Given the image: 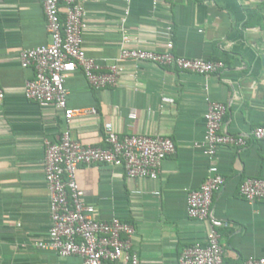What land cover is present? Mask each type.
<instances>
[{"label": "crops", "instance_id": "crops-1", "mask_svg": "<svg viewBox=\"0 0 264 264\" xmlns=\"http://www.w3.org/2000/svg\"><path fill=\"white\" fill-rule=\"evenodd\" d=\"M81 2L84 52L105 71L118 58L123 29L143 48L225 68L201 76L125 61L117 86L102 90L92 89L78 70L66 83L67 106L86 113L67 123L62 111L24 98L34 72L21 66L19 54L49 42L41 5L0 0V264H82L79 256L34 247L47 240L51 227L45 142H56L68 129L72 139L104 147L106 124L120 137L169 138L176 152L164 160L157 180H131L107 166L80 167L76 183L95 208L93 218L132 225L131 249L139 264H178L184 249L206 244L208 223L187 217L186 200L207 176L208 161L193 145L203 142L208 102L227 107L222 131L248 142L242 150L224 147L217 154L225 186L213 196L211 210L228 224L221 230L224 264L264 258V201L249 204L238 193L245 179H264V147L250 138L254 128L264 127V0Z\"/></svg>", "mask_w": 264, "mask_h": 264}, {"label": "built area", "instance_id": "built-area-1", "mask_svg": "<svg viewBox=\"0 0 264 264\" xmlns=\"http://www.w3.org/2000/svg\"><path fill=\"white\" fill-rule=\"evenodd\" d=\"M42 7L49 42L27 49L19 54L23 68H31L34 77L24 84V98L41 108L52 106L62 111L69 123L85 110L67 106L66 83L80 70L94 90L114 88L125 72L120 63L125 61L149 62L180 73L208 76L222 71V62L205 59H187L170 51L156 52L143 48L140 42L129 37L123 29L119 55L115 62L103 70L94 59L86 56L83 48L84 10L81 0H36ZM5 98L0 84V105ZM163 103L173 99L162 97ZM227 107L208 102L204 115V136L201 148L208 161L207 176L198 190L189 192L186 215L190 220L208 223L206 244H194L184 249L178 264H224L221 230L228 226L217 219L211 210L213 196L225 186V179L217 165L221 148L242 150L247 146L245 136L230 135L221 126ZM95 110H89L94 113ZM134 120L136 113L131 112ZM105 146L84 145L65 129L56 142H45L43 173L48 188V214L51 227L45 241L34 247L60 257L79 256L82 264H139L131 249L135 234L132 225L116 217L108 221L93 218L95 208L88 204L76 183L77 170L82 166H107L121 170L131 180H157L164 160L174 155L173 141L161 136L129 134L120 137L105 125ZM250 138L264 147V127L254 128ZM239 196L249 204L264 201V179L247 178L241 182ZM244 264H264V258H248Z\"/></svg>", "mask_w": 264, "mask_h": 264}]
</instances>
